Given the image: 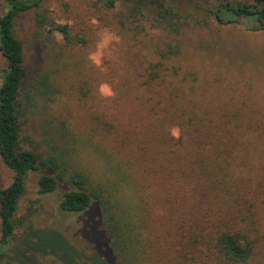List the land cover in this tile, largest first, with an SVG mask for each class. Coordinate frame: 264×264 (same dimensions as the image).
<instances>
[{"label":"rangeland","instance_id":"1","mask_svg":"<svg viewBox=\"0 0 264 264\" xmlns=\"http://www.w3.org/2000/svg\"><path fill=\"white\" fill-rule=\"evenodd\" d=\"M4 1L0 0V14ZM221 1L244 0H118L115 13H128L126 6L137 5L147 18L165 8L172 15L156 28L137 16L139 28L134 23L125 30H110L90 9L91 0H48L50 17L68 24L72 34H82L87 42L66 48L58 33L48 42L42 30L26 52L32 82L47 77L49 83L40 93H27L31 100L22 101L18 149L52 156L67 175L80 171L109 188L127 185L119 171L125 169L144 188L149 213L141 235L149 259L138 264H219L210 243L230 220L220 219L230 208L233 214L236 208L241 210L242 221L234 225L254 241L247 264H264V191L254 197L247 193L252 190L245 192L241 186L247 179H264L254 147L251 166L229 168L240 184H234L226 198L211 191L202 194L201 181L193 183L198 192L193 211L183 216L185 222L170 216L169 205L158 192L165 183L155 172V159L161 156V142L181 135L180 121L187 117L173 118L179 108L184 111L199 100L202 107L215 109L228 104L234 108L232 121L254 116L264 121V31L249 32L242 24L218 25L204 10ZM28 25L27 17H21L14 28L16 37L23 40ZM163 51L172 54L159 69L158 82L147 87L149 67L161 60ZM4 69L0 54V84ZM179 152L185 159V146ZM43 170L26 175L16 214L25 220L15 230L1 264H96L97 257L105 264H129L127 259L135 256L129 249L124 255L127 262L122 254L116 263L110 257L97 202L84 212L63 213L59 203L70 189L67 183L60 182L52 193H38L37 179ZM12 177L0 159V186H8ZM238 203L243 206L237 207ZM197 226L205 228L203 234Z\"/></svg>","mask_w":264,"mask_h":264},{"label":"trees","instance_id":"2","mask_svg":"<svg viewBox=\"0 0 264 264\" xmlns=\"http://www.w3.org/2000/svg\"><path fill=\"white\" fill-rule=\"evenodd\" d=\"M47 1L5 0L4 9L0 14V54L5 60L0 84V159L13 172L10 184L4 188L0 186V264L15 230L21 227L25 220V217H17L16 214L19 199L25 191L26 175L30 171L41 169L44 170L37 179L39 194L52 193L60 182L67 183L70 189L63 193L59 203V210L63 213L84 212L92 202H97L101 207L102 232L108 241L106 249L109 250L112 260L115 263L119 261L120 254L124 259L125 250L129 249L135 255L127 259L129 264H138V261L142 263L149 259L144 253L148 244L146 245L141 239V235L147 229L146 219L149 213L144 203L146 201L144 188L139 187L132 177L127 176L125 169L121 167L119 171L122 179L126 177L127 185L109 188L108 185L93 182L80 171L67 175L66 168L61 169L56 158L52 156L45 157L34 150L18 149L22 130L20 121L22 101L31 100L27 93L32 91L34 94L40 93L41 87L49 83L47 77H40L36 84L29 77L25 65L28 46L36 41L42 30L46 32L48 42H52L53 33H58L66 48L75 44L85 45L87 42L82 34H72L68 24L57 23L53 17H50ZM117 3L118 0H91L90 9L96 14L97 20L110 30H125L127 24L134 23H136L135 28H139L137 16L149 22V28H156L162 20L169 22L168 16L172 15L169 9L165 8L159 10L155 17L147 18L141 7L137 5L126 6L128 13L123 11L115 13L118 10ZM107 11L113 14L107 16ZM204 11L211 15L218 25L242 24L249 32L264 31V0L221 1ZM21 17H27L29 21L23 40L16 37L14 32L15 25ZM169 54L172 52H160L161 60L150 65L148 76L144 81L147 87L158 82L159 69L164 67L163 64L166 62L164 60ZM233 109L228 104L218 109L210 106L202 107L199 100L198 105L192 103L185 107L184 111L183 108H179L173 113L175 120L183 116L187 118L185 121H180L182 125L180 136L175 140L167 138L165 143L161 142V151L158 150L161 156L155 159V172L159 180L165 183L158 192L161 193L163 201L169 205L167 208L170 210V216L175 217V220L185 222V213L188 215L193 211L198 192L193 183L199 185L198 182L201 181L202 194L211 191L208 193L220 199L226 198L232 192L231 187L240 180L234 178L235 175H232L229 168L235 170L236 167L251 166L252 147L259 153L260 167L262 172L264 171V121L256 119L255 116L249 121L246 120L247 118H244V122L242 119L232 121L229 118L234 116V113H231ZM251 134L256 137L254 141L249 137ZM184 146L185 159H183L184 155L178 156ZM158 160L160 163L157 165ZM263 180L262 178L247 179L241 186H245V192L246 189L252 190L247 193L256 197L264 191ZM238 205L243 206L240 203L237 207ZM222 212L221 221L223 218L230 220L226 225H222L215 235H213L215 227L209 232L214 236L210 243L212 254L218 259L219 264H247L253 256L255 247L254 241L249 239L247 233L234 225V222L242 221L241 210L236 208L235 214L232 208ZM197 213L200 216L201 211ZM198 226L197 231L203 234L205 228L199 229ZM197 242V239H193V243ZM127 260L125 258V262ZM94 263L105 264L99 257Z\"/></svg>","mask_w":264,"mask_h":264}]
</instances>
